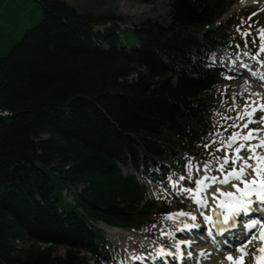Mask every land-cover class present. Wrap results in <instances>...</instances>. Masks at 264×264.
Returning a JSON list of instances; mask_svg holds the SVG:
<instances>
[{
  "label": "trees",
  "instance_id": "trees-1",
  "mask_svg": "<svg viewBox=\"0 0 264 264\" xmlns=\"http://www.w3.org/2000/svg\"><path fill=\"white\" fill-rule=\"evenodd\" d=\"M31 1L40 20L0 56V264H91L89 252L108 253L91 219L131 229L159 219L156 200L119 162H178L222 127L204 58L235 46L244 24L231 14L215 27L230 0H175L170 25L67 0H0V37L1 18L15 20Z\"/></svg>",
  "mask_w": 264,
  "mask_h": 264
},
{
  "label": "rangeland",
  "instance_id": "rangeland-1",
  "mask_svg": "<svg viewBox=\"0 0 264 264\" xmlns=\"http://www.w3.org/2000/svg\"><path fill=\"white\" fill-rule=\"evenodd\" d=\"M67 1L75 8H77L79 11L90 10L98 14H103V15L108 14V16L110 17H114L115 19L120 17L124 21H128L130 23H144L147 21H151V22H157L160 24L168 25L171 23V12H172L171 7L175 0H67ZM242 2L245 3V0H237L236 4L234 3L233 5V10L235 9V11L237 12H239L240 10L243 11V9H250V10L255 9L260 11V13L257 16L260 19L259 21L262 22L261 23L262 25H260L261 28H256V31H258L259 35H261V33L264 32V0H259V2L258 0H256L254 3H252L253 5L249 4L251 6H247L246 3L245 5ZM41 16H42V8L35 1H31L27 7L23 8V10L16 15L15 20L9 18L5 19V17L3 16L1 18V21H3L4 24L8 26V28L5 30V36L0 37V56L7 54L10 48L22 38L24 31L27 28L36 25L40 20ZM118 23H123V22L119 21ZM107 24L108 25H96L95 30H100L101 32H104L105 27L112 26V23L107 22ZM224 55L225 53L217 52V54L213 55L214 56L212 58L213 62L218 63L217 56L223 57L222 61L224 62L225 60ZM244 77L245 76L241 77L240 79H243ZM245 78L247 79L246 84H248V86L244 84L242 87L237 88L236 86H234V83H231L238 81L239 78H235V81H231V82H229L228 80L226 81L221 79L216 84V89L217 91L228 93L231 96L233 102H236L239 98H241L243 102L246 101L247 103L250 102L253 103L258 100L259 102L264 101V94H263L264 90L261 88L260 83L254 82L250 78V76H247ZM249 86H251L252 87L251 89H253L256 92V97H252L249 95L250 92ZM257 105L260 106L258 103ZM195 164L197 169V176L199 175L198 172L200 173L202 172L203 174H207L210 172V169L206 168V164L203 161L199 160ZM122 169L124 173H136L134 172L135 168L133 167V165L123 166ZM151 170L153 169L149 170L150 174L149 176H147V180L149 182H153L152 177H150ZM137 173L140 177L141 174L144 176V169L142 168L141 172L138 171ZM171 184H174V180L170 181V185ZM151 189L154 191L155 195L159 199L160 198L159 188L153 185ZM73 192L74 191L71 188H67V189L64 188L63 196L67 202L74 203ZM210 195H211V191H210ZM167 200L169 203L170 211L177 213L182 211L188 213L189 210L187 208H184L183 210L178 209L180 206L183 207V204H185L184 199L170 198ZM174 216L175 215L173 214V217ZM186 216L187 215L183 217L185 218ZM183 220H188V219H183ZM95 225H97L101 229L104 228L106 229V230L104 229V235L106 236L107 240L113 242L116 249L119 250L124 257H129V255H132L135 252H139L141 250L144 251L148 248V246H150L149 241L144 238H135L126 233L114 232L112 228H108L105 226L103 228L101 223L100 224L97 223ZM175 226H177V224ZM159 227L160 226H152V228L148 229V231L153 233L152 230H154L155 231L154 234L158 236L159 233L161 232L159 230L160 229ZM63 251H64L63 247H59L57 249V252L60 254H63ZM249 256L250 255H245L244 257L249 258ZM89 258H91L94 261V256L89 255ZM223 258H221L220 256H216L213 259L207 261L206 264H224Z\"/></svg>",
  "mask_w": 264,
  "mask_h": 264
},
{
  "label": "snow or ice",
  "instance_id": "snow-or-ice-1",
  "mask_svg": "<svg viewBox=\"0 0 264 264\" xmlns=\"http://www.w3.org/2000/svg\"><path fill=\"white\" fill-rule=\"evenodd\" d=\"M247 35V34H246ZM261 35H264V32L261 33ZM256 41H253L255 43ZM260 51L264 52V43L260 45ZM255 58V57H253ZM261 79H264L262 77ZM255 105V102H253ZM261 109H264V104L260 105ZM262 131L260 128H254L250 129L247 133V135L243 136V139L245 141H252L253 139H259V137H254V133H259ZM233 139H239V137H233ZM264 147V140H261L259 144L253 145L251 143L248 144H240L239 148L237 149V159L244 165L243 167H240L238 169L233 170V176L237 181H241L243 183L251 184L252 186L257 185V179L256 177H259V191H257V196L264 201V156H261L257 154V148ZM244 148H247L248 151L245 152L243 155L240 154V151ZM225 184L228 183L227 180L224 181ZM215 191L213 190V195L215 194ZM242 195L237 197V203L228 205V212L224 215V223L229 224L231 217L239 216L242 212H247L249 209L247 207V204L249 201H246L244 197L248 194L249 188L245 187L244 189L240 190ZM226 197H232V192H226L223 193ZM181 215H188L187 213H181ZM195 219V217H193ZM207 220H211V217H205ZM257 220H252L249 222L246 227L251 228L255 224H257ZM223 231V230H221ZM262 242H264V233L261 234L259 237ZM241 252V256L239 258H234L233 256L229 255L227 259L232 262V264H245L244 256L245 255H254L252 253H245V250L243 247L239 249ZM258 252L264 253V248L257 249ZM256 264H264V256H256L254 255Z\"/></svg>",
  "mask_w": 264,
  "mask_h": 264
},
{
  "label": "bare ground",
  "instance_id": "bare-ground-1",
  "mask_svg": "<svg viewBox=\"0 0 264 264\" xmlns=\"http://www.w3.org/2000/svg\"><path fill=\"white\" fill-rule=\"evenodd\" d=\"M256 0H245V3L247 4V5H249V4H252V3H254ZM217 60L220 62V63H223V57H221V56H217ZM237 67V69L239 70V71H241L242 69H239L238 68V66H236ZM244 76L245 77H247L248 76V74L246 73V72H244ZM243 78V79H238V81H236V82H231V83H234V86H236L237 88H240V87H242L244 84H246V82H247V79L246 78ZM252 88V87H251ZM251 190L252 191H254L255 189L254 188H251ZM205 194V193H204ZM261 209H262V207H261ZM245 214H246V212H245ZM246 216H248L247 214H246ZM188 216H186L185 218H187ZM249 218V217H248ZM101 225L102 226H105V227H108V226H106V225H104L103 223H101ZM108 228H111V227H108ZM113 229V231L114 232H117V233H126V234H129V235H132L131 234V232H129V231H125V230H123L122 228H112Z\"/></svg>",
  "mask_w": 264,
  "mask_h": 264
}]
</instances>
